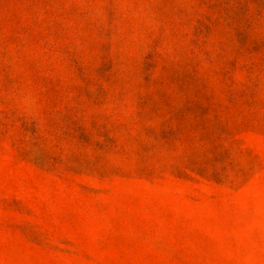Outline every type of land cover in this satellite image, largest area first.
Listing matches in <instances>:
<instances>
[{"label":"rangeland","instance_id":"1","mask_svg":"<svg viewBox=\"0 0 264 264\" xmlns=\"http://www.w3.org/2000/svg\"><path fill=\"white\" fill-rule=\"evenodd\" d=\"M0 264H264V0H0Z\"/></svg>","mask_w":264,"mask_h":264}]
</instances>
